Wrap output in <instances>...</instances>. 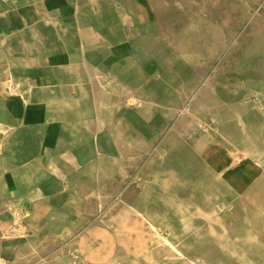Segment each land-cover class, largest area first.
Wrapping results in <instances>:
<instances>
[{"label":"rangeland","instance_id":"1","mask_svg":"<svg viewBox=\"0 0 264 264\" xmlns=\"http://www.w3.org/2000/svg\"><path fill=\"white\" fill-rule=\"evenodd\" d=\"M247 1L250 6L245 0H227L226 10L211 19L208 7L200 9L198 25L200 32L209 35L207 40L198 37L199 29L192 28L189 21L179 22L177 29L170 28L163 14L164 0H150V5L143 3L131 11L116 1L121 10L120 24L128 26L123 20V14L128 13L136 24L150 26L147 36L142 30L133 32L134 63L132 72L128 68V76L154 80L182 72L184 77L195 69L198 77L215 75L224 84L229 101L234 85L257 84L259 77L264 76V61H260L264 58V0ZM257 62L261 64L255 67ZM157 72L159 77L155 78ZM96 82H85L86 103L71 105L77 110H66L70 118L65 126L66 142L60 151L39 162L38 176L23 175L20 196L12 202L24 214L18 220L8 208L1 210L0 223L6 222V232L15 231L18 225L25 231L0 239V264H107L104 260L95 261L101 255L84 260L81 238H94L99 248L102 238L94 235L102 232L119 245L117 229L128 216L135 217L127 208L142 211L144 197L151 207L156 206L167 215L177 234L166 231L165 236L178 247L168 250V241H163L157 250L150 243L152 260L148 264H194L189 259L203 260V264H264V167L250 158L242 159L243 156L234 161L232 145L225 137L230 134L240 144L246 134L257 132L264 140V115L257 106L260 98L255 93L245 95L246 109L237 106L242 124L236 115L227 119L219 130L212 128L214 135L207 143V132L179 111H159L151 119L138 111L124 116L123 110L120 112L123 104L110 111L116 105L112 99L98 104L102 114H110L111 119L103 122L102 133L94 137L87 129L86 118L96 120ZM179 82L175 85L178 88ZM164 88L157 92L151 89L157 96L165 97ZM124 89L125 95L128 88ZM212 97L209 95L210 103H217L214 108L228 110L229 105L222 106L220 98ZM189 105L188 99L182 101V106ZM81 108L90 109L89 114L77 116L76 111ZM206 112L211 119L213 113L208 107ZM254 116L262 119L260 125L253 121ZM111 122H119L125 128L134 124L144 136L131 143L116 142ZM210 122L216 128V122ZM80 132L82 135L78 136ZM218 174H223L222 182L216 178ZM204 187H217L227 198L229 207L218 221L206 218L199 209H210ZM181 201L193 203L186 209L185 217L181 215ZM3 233L5 230L0 228L2 236ZM114 254L120 257L119 264L135 257L133 250L119 248Z\"/></svg>","mask_w":264,"mask_h":264},{"label":"crops","instance_id":"2","mask_svg":"<svg viewBox=\"0 0 264 264\" xmlns=\"http://www.w3.org/2000/svg\"><path fill=\"white\" fill-rule=\"evenodd\" d=\"M116 1L0 0V216L23 175L38 176L39 162L63 147L61 114L86 103L85 82L132 72L134 31L120 24Z\"/></svg>","mask_w":264,"mask_h":264},{"label":"bare ground","instance_id":"3","mask_svg":"<svg viewBox=\"0 0 264 264\" xmlns=\"http://www.w3.org/2000/svg\"><path fill=\"white\" fill-rule=\"evenodd\" d=\"M197 2V3H196ZM227 0H222L218 3V0H164V4L166 7L163 10V14L166 17V21L170 28L177 29L180 24L179 22L189 21V25L192 28L201 30L198 25V17H201V13H198L200 9H204L206 7L209 8L208 16L209 18H213L218 16L222 11L226 10V5H224ZM247 6L248 1L245 0ZM143 3L150 5V0H135V6H140ZM176 3V4H175ZM184 9H188L185 11ZM185 12H189L185 14ZM123 20L126 22L131 30L136 32V30H142L144 36H147L150 32L147 24H136L135 18H130L128 13L123 14ZM226 22V20L224 21ZM187 26V24H183V27ZM184 29V28H182ZM233 33V31H231ZM198 37H202V39L206 40L209 38V35L203 34L200 32ZM202 43V41H200ZM173 61V59H170ZM260 61H264V58ZM195 62L192 64L194 65ZM260 62L256 63L257 67L260 65ZM85 68L89 72L90 69L85 62ZM176 65V64H174ZM130 66V65H129ZM207 68V67H206ZM205 68V69H206ZM177 71L179 68H176ZM176 71V72H177ZM183 71V70H182ZM182 72L175 73L173 72L168 75L161 76L162 78L157 79L159 77V73L157 72L154 77L156 79L152 80L148 77L144 79H135L130 78L128 73L126 72L125 76L114 74L111 76H107L100 72H96V85L97 89L94 94V103L95 109L97 111L94 121H91L90 118H86L87 120V129L89 132L93 134L94 137L98 136L103 128V122L106 119H111L110 114H102V108L98 106L100 103L104 102H112L113 100L116 103L114 107L110 109V111L120 109V105L123 104L125 107L120 109L122 115H128L132 111L135 114L138 111V114H141L144 118L151 119L152 116L156 112H181L183 116L189 120H192L196 123L197 127H202L207 133L205 136V142H209L213 138V130H219L222 125L226 123V120L232 118L233 116L238 117V122L242 124V120L239 116V106L240 109L245 108L247 105V99L245 98L247 94L255 93L257 98H260V101H257V106L262 109V113L264 115V76L259 77V82L257 84L250 83L247 86H243L238 83L233 86V92L231 93V100L229 101L227 94L225 93V87L223 83L217 81L215 75H204V77H198V71L192 69L191 72L184 77L181 74ZM184 73V72H183ZM91 77V75H90ZM174 80V82H173ZM179 80L180 88L176 87V81ZM94 85V82H92ZM174 84V88L170 84ZM81 86V84H80ZM153 86V87H151ZM162 86H165L164 91L166 92L165 97H160L156 95L157 90ZM155 88V91L151 88ZM128 88V91L125 93V89ZM124 95V99H121V95ZM114 95H118L116 98H113ZM209 95L213 96V99L220 98L223 104L220 105H229L228 110L221 108V110H217L215 105L217 103H210ZM87 99V98H86ZM188 99L190 102L189 106H182V101ZM122 100V101H121ZM123 102V103H122ZM211 106L212 108H210ZM211 111L213 114L211 119L216 122V128L212 126L210 122V117L206 112V108ZM231 107V108H230ZM68 108H71L68 107ZM75 108V107H73ZM90 109H83L76 111L77 116H84ZM226 110V111H224ZM224 111V112H223ZM108 112V111H107ZM67 112H63L62 118L66 127H68L67 120L70 118L66 114ZM60 117L58 113H54V118ZM262 118V117H261ZM262 119H258L256 116L253 117V121L256 125H260ZM95 122V123H94ZM231 122V127H233V121ZM111 133H115L117 135L116 140L125 143L133 142L137 137L144 136V132L134 127V124H128L127 128L123 127L119 122H111ZM214 131V130H213ZM222 131V130H220ZM223 132V131H222ZM80 132L78 136H81ZM254 135V136H253ZM248 133L245 135V138H242L239 144V141L230 134H225L226 139L232 145L234 161L241 159L242 156L244 158H250V160L258 163L259 165L264 167V140L262 139V135L257 132ZM241 154V155H238ZM56 159L53 160V166L56 165ZM216 178L222 182L223 174H218ZM158 181V180H157ZM205 189V198L207 199L210 209L204 210L199 207L200 211L209 218L210 220L218 221L223 217L227 208L229 207L227 198L222 195L223 191L218 189L217 187H204ZM144 209L141 211L137 208H127V212L131 215V213L135 214V217H127V220L123 226H119L117 229L119 238V245L115 243V240L108 235H104L102 232L94 235L95 238H102L101 246L96 248V244L94 243V238H87L84 236L80 240V248L81 253L83 255L84 260H94L101 255V258L96 259L95 261L104 260L107 264H119L120 257L115 255V249H123V250H133L135 257L133 261L127 262L126 264H145L149 263L152 260V254L149 249L153 246L157 250L160 249V242L168 241V246L165 247L168 250L171 248L177 249L175 243L168 240L165 236L166 231L173 236H176V230L171 225V223L167 220V215L162 213L160 209L156 208V206H150L149 199L144 197ZM8 210L11 214L19 220V217L22 216L17 204L14 202L6 203ZM191 202L181 201L179 206L181 209V215L185 217L187 215L186 209L190 208L192 205ZM1 230H5L3 233L4 237H9L12 235H16L18 231H25L24 227L18 225L15 231L6 232L7 226L6 222L1 220L0 223ZM17 230V231H16ZM132 231L135 234H132ZM93 233H96L92 231ZM93 237V236H92ZM151 243V245H149ZM119 246V247H118ZM143 252L142 255H137V253ZM194 264H203L205 261L203 260H194L189 259ZM0 263H3V259L0 258ZM72 264V262H70Z\"/></svg>","mask_w":264,"mask_h":264}]
</instances>
